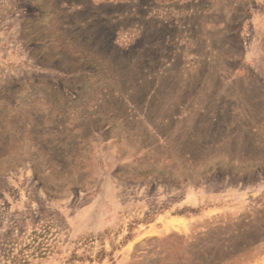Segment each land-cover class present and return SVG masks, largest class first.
I'll use <instances>...</instances> for the list:
<instances>
[{
	"label": "rangeland",
	"instance_id": "rangeland-1",
	"mask_svg": "<svg viewBox=\"0 0 264 264\" xmlns=\"http://www.w3.org/2000/svg\"><path fill=\"white\" fill-rule=\"evenodd\" d=\"M0 264H264V0H0Z\"/></svg>",
	"mask_w": 264,
	"mask_h": 264
}]
</instances>
